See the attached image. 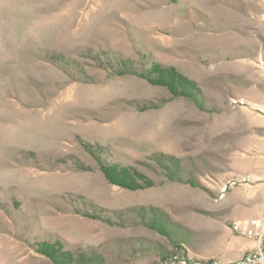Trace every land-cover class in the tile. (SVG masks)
Wrapping results in <instances>:
<instances>
[{
    "label": "rangeland",
    "instance_id": "1",
    "mask_svg": "<svg viewBox=\"0 0 264 264\" xmlns=\"http://www.w3.org/2000/svg\"><path fill=\"white\" fill-rule=\"evenodd\" d=\"M257 4L0 0V264L214 260Z\"/></svg>",
    "mask_w": 264,
    "mask_h": 264
},
{
    "label": "crops",
    "instance_id": "2",
    "mask_svg": "<svg viewBox=\"0 0 264 264\" xmlns=\"http://www.w3.org/2000/svg\"><path fill=\"white\" fill-rule=\"evenodd\" d=\"M255 1L264 12V0ZM260 19L263 23L262 29H258V38L261 40L262 48L255 52L254 57L247 58L244 68L247 72L251 69L253 73L260 74L264 81V18ZM259 79L244 78L249 82L248 85L258 84L256 80ZM237 98L243 104L230 111L224 121V128L235 133L236 145L245 146L250 141L255 144L257 150L256 153L234 158L236 181L225 193L219 194L221 199L217 212L222 225H219L217 233L205 235L202 240L208 244L209 251L205 253L207 257L220 262L238 259L257 244L254 239L234 233L231 228L232 222L264 213V103L257 99L246 101L242 96Z\"/></svg>",
    "mask_w": 264,
    "mask_h": 264
},
{
    "label": "built area",
    "instance_id": "3",
    "mask_svg": "<svg viewBox=\"0 0 264 264\" xmlns=\"http://www.w3.org/2000/svg\"><path fill=\"white\" fill-rule=\"evenodd\" d=\"M231 228L239 236L256 240V246L238 259L228 262L212 260L204 264H264V213L257 217L235 220Z\"/></svg>",
    "mask_w": 264,
    "mask_h": 264
},
{
    "label": "trees",
    "instance_id": "4",
    "mask_svg": "<svg viewBox=\"0 0 264 264\" xmlns=\"http://www.w3.org/2000/svg\"><path fill=\"white\" fill-rule=\"evenodd\" d=\"M183 78H184V77H183ZM104 174H105V176L108 178V180L111 179V178H110V174H109L107 171H104Z\"/></svg>",
    "mask_w": 264,
    "mask_h": 264
}]
</instances>
